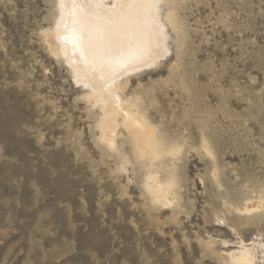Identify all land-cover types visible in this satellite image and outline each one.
Returning <instances> with one entry per match:
<instances>
[{
	"label": "rangeland",
	"instance_id": "1",
	"mask_svg": "<svg viewBox=\"0 0 264 264\" xmlns=\"http://www.w3.org/2000/svg\"><path fill=\"white\" fill-rule=\"evenodd\" d=\"M171 1L169 53L119 79L175 180L161 206L52 54L57 0H0V264H230L240 241L264 264V0Z\"/></svg>",
	"mask_w": 264,
	"mask_h": 264
},
{
	"label": "bare ground",
	"instance_id": "2",
	"mask_svg": "<svg viewBox=\"0 0 264 264\" xmlns=\"http://www.w3.org/2000/svg\"><path fill=\"white\" fill-rule=\"evenodd\" d=\"M169 4L171 0H57L58 17L47 35L52 54L63 59L76 84L102 104L101 142L113 148L121 125L130 134L137 155L148 159L143 189L151 203L161 206L170 205L175 180L168 169L165 179L157 167L158 171L152 169L163 154L158 139L139 114L136 100L121 99L126 84L119 79L155 67L169 53L166 29L178 28L173 7L162 13ZM261 206L249 204L245 211ZM254 246L240 241L227 252L230 264H255Z\"/></svg>",
	"mask_w": 264,
	"mask_h": 264
}]
</instances>
